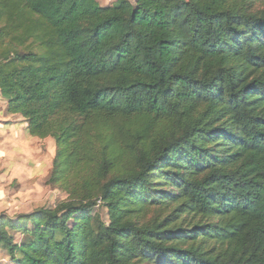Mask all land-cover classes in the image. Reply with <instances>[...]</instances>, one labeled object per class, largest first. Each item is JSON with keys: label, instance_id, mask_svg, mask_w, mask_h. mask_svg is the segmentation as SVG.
Returning <instances> with one entry per match:
<instances>
[{"label": "trees", "instance_id": "1", "mask_svg": "<svg viewBox=\"0 0 264 264\" xmlns=\"http://www.w3.org/2000/svg\"><path fill=\"white\" fill-rule=\"evenodd\" d=\"M0 96L67 195L13 264H264V0H0Z\"/></svg>", "mask_w": 264, "mask_h": 264}, {"label": "rangeland", "instance_id": "2", "mask_svg": "<svg viewBox=\"0 0 264 264\" xmlns=\"http://www.w3.org/2000/svg\"><path fill=\"white\" fill-rule=\"evenodd\" d=\"M95 1L98 5L106 7L111 6L116 0ZM130 1L133 2V0ZM5 111H7L6 103L0 96V215L15 220L42 207L54 208L66 200L67 195L62 190L47 185L55 157V143L51 138L42 140L33 138L27 149L29 157L16 162L8 160L10 152L5 149L7 143L4 141L7 133L2 132L5 126L2 113ZM9 118L11 116L7 119ZM8 144L10 147H15L14 151L17 152L15 144L9 142ZM17 153L25 155L23 150ZM9 163L13 166H9ZM96 213L103 222H107L104 208H97ZM8 233L17 243L21 241L22 237L17 232L8 231ZM0 264H13L1 246Z\"/></svg>", "mask_w": 264, "mask_h": 264}, {"label": "crops", "instance_id": "3", "mask_svg": "<svg viewBox=\"0 0 264 264\" xmlns=\"http://www.w3.org/2000/svg\"><path fill=\"white\" fill-rule=\"evenodd\" d=\"M3 119H7L8 116H11V118H14L13 120H11V118L5 120V126H3V131L2 132H6L7 136L6 139L4 140L7 144L8 142L10 144H15L17 147V152L23 150L25 155H21L20 153H17L14 151L13 146L10 147V145L8 146L6 144L5 149L9 150L10 154H9V159L8 160H12V161H18L21 160L23 161L24 158L29 157V154L27 153V149L28 146L30 145V142L33 138H31L28 133L26 132V123L23 122V119L19 116H12L10 114H7V112H3L2 113ZM8 123V124H7ZM5 134V133H4ZM30 140V141H29ZM8 141V142H7ZM1 154V153H0ZM16 164V163H15ZM14 166H17L15 165ZM9 166H13L11 163L8 164Z\"/></svg>", "mask_w": 264, "mask_h": 264}]
</instances>
